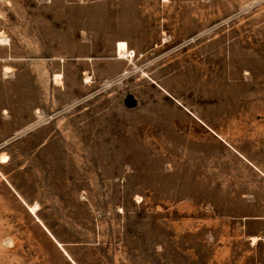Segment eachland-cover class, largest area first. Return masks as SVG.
<instances>
[{"label": "rangeland", "instance_id": "374dc122", "mask_svg": "<svg viewBox=\"0 0 264 264\" xmlns=\"http://www.w3.org/2000/svg\"><path fill=\"white\" fill-rule=\"evenodd\" d=\"M186 109L264 136V0H0V264H264Z\"/></svg>", "mask_w": 264, "mask_h": 264}, {"label": "crops", "instance_id": "0c3cea01", "mask_svg": "<svg viewBox=\"0 0 264 264\" xmlns=\"http://www.w3.org/2000/svg\"><path fill=\"white\" fill-rule=\"evenodd\" d=\"M186 110L203 131L215 138V193H219L222 207L217 212L235 215L234 219L245 228L250 223H264V136L260 129L210 125L195 112ZM254 237L256 242L264 240L260 235L250 236V240Z\"/></svg>", "mask_w": 264, "mask_h": 264}, {"label": "bare ground", "instance_id": "6f19581e", "mask_svg": "<svg viewBox=\"0 0 264 264\" xmlns=\"http://www.w3.org/2000/svg\"><path fill=\"white\" fill-rule=\"evenodd\" d=\"M6 44H7V42L5 40H3L2 41V45H6ZM127 52H128V44H127V42H125V41H119L117 43V53H118L119 58L120 59H128L129 57H128ZM7 72H10V71L8 70ZM58 76L59 77H57V80L60 79V75H58ZM27 208L30 211V213L33 214V215H35V217L37 218L36 214H37L38 208L35 205L34 206L27 205ZM253 241L256 242L257 241V238L254 237L253 238ZM58 243H59L60 248L65 252V250H64L63 246L61 245V243L60 242H58ZM65 254H66V252H65Z\"/></svg>", "mask_w": 264, "mask_h": 264}, {"label": "water", "instance_id": "95a60500", "mask_svg": "<svg viewBox=\"0 0 264 264\" xmlns=\"http://www.w3.org/2000/svg\"><path fill=\"white\" fill-rule=\"evenodd\" d=\"M47 232L49 233V235L54 239V241L58 244L59 246V243L57 242V240L54 238V236L47 230ZM60 247V246H59ZM64 252V251H63ZM65 253V252H64ZM68 257V256H67Z\"/></svg>", "mask_w": 264, "mask_h": 264}]
</instances>
